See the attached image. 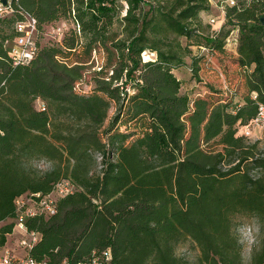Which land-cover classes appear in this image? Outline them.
<instances>
[{
	"label": "trees",
	"instance_id": "obj_1",
	"mask_svg": "<svg viewBox=\"0 0 264 264\" xmlns=\"http://www.w3.org/2000/svg\"><path fill=\"white\" fill-rule=\"evenodd\" d=\"M210 2L10 0L0 18V223L12 222L0 248L16 197L67 179L77 190L56 214L25 223L40 235L32 259L109 249L113 264H244L234 219L252 216L261 244L250 264H264V142L237 135L264 104V0H216L218 32L201 21ZM26 14L41 34L66 28L14 66L8 47ZM193 46L206 55L180 80ZM31 160L50 168L38 174ZM181 238L197 246L196 263L175 254Z\"/></svg>",
	"mask_w": 264,
	"mask_h": 264
},
{
	"label": "built area",
	"instance_id": "obj_2",
	"mask_svg": "<svg viewBox=\"0 0 264 264\" xmlns=\"http://www.w3.org/2000/svg\"><path fill=\"white\" fill-rule=\"evenodd\" d=\"M6 5L1 3L0 0V18L5 15L10 14V0H6ZM233 4V2H231ZM24 20L15 24L14 31L15 37L11 41L8 47L9 55L11 59V64L14 66L27 65L35 55L37 54V43L40 41L43 34L39 31L37 27V22L35 18L29 15H25ZM66 28L65 23H61L55 29L52 30L54 34L53 40L59 41L63 35ZM236 33L233 37L235 44L237 43L238 30H233L226 40L229 41L230 37ZM237 46V45H236ZM205 48H201V52H205ZM144 59V58H143ZM40 111H44L45 106L43 104L38 105ZM264 126V104L258 105L257 116L253 121L247 124L241 129V136L249 135V129L251 127ZM77 188L67 179H61L52 186V189L46 194L43 193H31L23 194L16 197L14 200L15 207V217H14V228H18L22 233L29 235L31 237V242H26L25 239H20L18 242L19 247H25L28 250L33 247V245L39 240L40 235L35 232H27L25 223L28 218L33 216H42L44 218L51 217L57 212V201L63 196L74 193ZM13 231V230H12ZM12 233V232H11ZM9 235V234H8ZM26 253L25 256H15L10 250H8L4 245L0 248V264H47L46 261H37L32 259L29 254ZM57 264H113L112 255L109 249L106 250H94L90 255L77 262H70L67 259L57 263Z\"/></svg>",
	"mask_w": 264,
	"mask_h": 264
},
{
	"label": "rangeland",
	"instance_id": "obj_3",
	"mask_svg": "<svg viewBox=\"0 0 264 264\" xmlns=\"http://www.w3.org/2000/svg\"><path fill=\"white\" fill-rule=\"evenodd\" d=\"M210 5V11L201 14V21L203 25H206L211 29V32H218L220 30V27L224 23L223 8L217 4L216 0H211ZM61 23L62 22H57V24L48 26L46 29H44L42 33V39H40L41 46L45 45L47 40H53L54 34L52 33V30L55 29L58 25H61ZM235 35L236 33H234L227 42L228 45L226 47V51L231 55H234V53L236 52L237 44H235V40L233 38ZM180 41L182 42V44L185 43L184 39H181ZM191 52V55L185 58V60H187L188 62L187 66L191 62V57H196L197 55H206L205 52H201V50L194 46L191 47ZM149 55V58L153 57L152 54ZM148 57L145 55V60H147L146 58ZM187 66L183 67L181 69V72L176 74V76L180 80H188L190 78V71ZM209 80L212 81L217 79L213 77ZM241 129L242 128H239L237 131L238 136H241ZM249 131L250 133L249 135H247V138L250 141H259L261 143L264 142V126L251 127ZM28 167L31 168L34 172L41 174L45 173L46 170L50 168V163L44 160H31L28 163ZM11 222V220L2 221L0 223V227ZM234 223L235 232L240 244L242 245V259L244 261V264H250V258L252 254L258 252L261 244L259 223L257 219L253 218L252 216H237L234 219ZM20 239H25V241L28 243L31 242V237L29 235H26L18 230V228H15L13 229L12 233L6 235V243L4 244V247L10 250L15 256L21 257L25 256L26 253H28V250L25 247L21 248L18 246V242ZM175 254L185 261L196 263L199 257V250L190 239L181 238L175 245Z\"/></svg>",
	"mask_w": 264,
	"mask_h": 264
},
{
	"label": "crops",
	"instance_id": "obj_4",
	"mask_svg": "<svg viewBox=\"0 0 264 264\" xmlns=\"http://www.w3.org/2000/svg\"><path fill=\"white\" fill-rule=\"evenodd\" d=\"M147 54H148V55H147ZM149 54H152V55L154 56L153 53H148V52L145 53V55H146L147 57L150 56ZM144 58H145V57H144ZM146 59H149V57L146 58ZM187 64H188V62H187ZM187 68H188V66H187ZM179 72H181V70H180V71H176V72H175V75H176L177 73H179Z\"/></svg>",
	"mask_w": 264,
	"mask_h": 264
},
{
	"label": "water",
	"instance_id": "obj_5",
	"mask_svg": "<svg viewBox=\"0 0 264 264\" xmlns=\"http://www.w3.org/2000/svg\"><path fill=\"white\" fill-rule=\"evenodd\" d=\"M1 3L4 4V5H6L5 4L6 3V0H1Z\"/></svg>",
	"mask_w": 264,
	"mask_h": 264
},
{
	"label": "bare ground",
	"instance_id": "obj_6",
	"mask_svg": "<svg viewBox=\"0 0 264 264\" xmlns=\"http://www.w3.org/2000/svg\"><path fill=\"white\" fill-rule=\"evenodd\" d=\"M143 56L145 57V53L143 54ZM145 59V58H144Z\"/></svg>",
	"mask_w": 264,
	"mask_h": 264
}]
</instances>
